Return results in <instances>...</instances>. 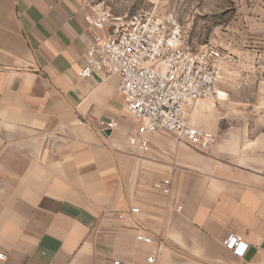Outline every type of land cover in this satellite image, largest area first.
<instances>
[{"label":"crops","instance_id":"1","mask_svg":"<svg viewBox=\"0 0 264 264\" xmlns=\"http://www.w3.org/2000/svg\"><path fill=\"white\" fill-rule=\"evenodd\" d=\"M93 7L0 0V264H264V0L220 1L217 98L185 107L206 151L162 131L129 145L119 77L80 76Z\"/></svg>","mask_w":264,"mask_h":264},{"label":"built area","instance_id":"2","mask_svg":"<svg viewBox=\"0 0 264 264\" xmlns=\"http://www.w3.org/2000/svg\"><path fill=\"white\" fill-rule=\"evenodd\" d=\"M85 20L91 43L80 76L92 79L101 75L103 80L119 77L118 91L125 113L140 122L136 134L128 138L129 145L148 152L149 136L162 131L201 151L209 150L215 144V136L192 127L185 107L217 98L220 51L209 43L194 49L192 33L172 13L160 17L155 7L114 16L98 5ZM115 126L110 122L105 128L111 130ZM170 187L169 179L155 184L165 195L170 193ZM136 240L152 242L143 234L137 235ZM225 247L243 256L247 245L241 237L230 235ZM147 264H155L154 257H148Z\"/></svg>","mask_w":264,"mask_h":264},{"label":"rangeland","instance_id":"3","mask_svg":"<svg viewBox=\"0 0 264 264\" xmlns=\"http://www.w3.org/2000/svg\"><path fill=\"white\" fill-rule=\"evenodd\" d=\"M92 6L101 5L114 16L131 15L141 10L155 7L151 2L155 0H89ZM221 0H212L211 7H204V0H200V5L196 8L191 6L190 0H166L162 8H156L160 17L172 13L175 18L185 26L188 18L195 15L191 28L194 37V49H200L209 42L211 29L218 27L220 22L235 15L232 8L227 13L222 14L220 8ZM189 30V29H188Z\"/></svg>","mask_w":264,"mask_h":264}]
</instances>
